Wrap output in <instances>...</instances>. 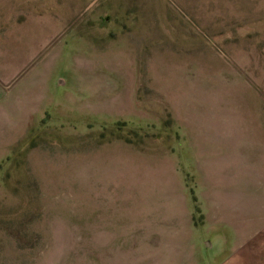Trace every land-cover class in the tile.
<instances>
[{
	"label": "rangeland",
	"instance_id": "1",
	"mask_svg": "<svg viewBox=\"0 0 264 264\" xmlns=\"http://www.w3.org/2000/svg\"><path fill=\"white\" fill-rule=\"evenodd\" d=\"M0 41V264H264V0H0Z\"/></svg>",
	"mask_w": 264,
	"mask_h": 264
},
{
	"label": "crops",
	"instance_id": "2",
	"mask_svg": "<svg viewBox=\"0 0 264 264\" xmlns=\"http://www.w3.org/2000/svg\"><path fill=\"white\" fill-rule=\"evenodd\" d=\"M23 50H24V47H23L22 41L16 42L15 44L12 43L11 48L8 47L7 42L0 41V135H3L6 133L8 129L7 128L8 124L10 123L11 117L13 116V112L9 110V107L10 106L12 107V104H9L7 94H8L9 87L12 88L14 85V81L16 79L18 70L20 69L24 70ZM2 158L3 156L0 150V160ZM1 161H4V159ZM230 161L231 163L234 162L232 159H230ZM221 175L225 176V179L227 178L228 184L230 182H234V183L239 182L240 191L236 189L237 187L233 188L232 186H227L226 188L224 200L226 199V201H228L229 206L230 205L232 206L230 201L235 200L234 198H237L238 194H239L240 199H242V196H243L242 170H240V173L238 175V171L233 170L231 166L227 171H222ZM220 204H223V202L219 203L218 205ZM221 215H223V211L221 212L218 206L216 216L219 217ZM224 215L225 216L229 215V217H233V216L241 217L243 215V211H236L235 213L226 212ZM226 221H227L228 226L230 227L229 230L235 229L237 231L235 227L237 225H233L232 221L234 222V220L232 218ZM239 225H241V221ZM239 230L241 229L239 228ZM209 245H210V242H209Z\"/></svg>",
	"mask_w": 264,
	"mask_h": 264
}]
</instances>
